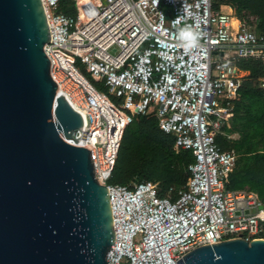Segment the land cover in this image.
<instances>
[{
  "label": "built area",
  "instance_id": "obj_1",
  "mask_svg": "<svg viewBox=\"0 0 264 264\" xmlns=\"http://www.w3.org/2000/svg\"><path fill=\"white\" fill-rule=\"evenodd\" d=\"M41 4L50 76L84 114L93 175L108 191L115 233L108 264H177L198 246L264 239V205L254 191L225 189L236 154L219 144L244 75L234 60L264 61V35L211 0H75L74 16L59 13L58 0ZM186 25L200 33L197 48L178 40ZM151 111L174 147L193 155L174 198L158 196L149 180L108 182L130 114Z\"/></svg>",
  "mask_w": 264,
  "mask_h": 264
},
{
  "label": "water",
  "instance_id": "obj_2",
  "mask_svg": "<svg viewBox=\"0 0 264 264\" xmlns=\"http://www.w3.org/2000/svg\"><path fill=\"white\" fill-rule=\"evenodd\" d=\"M41 0H0V264H108L106 186L93 175L86 118L49 73ZM177 264H264V239L198 246Z\"/></svg>",
  "mask_w": 264,
  "mask_h": 264
},
{
  "label": "trees",
  "instance_id": "obj_3",
  "mask_svg": "<svg viewBox=\"0 0 264 264\" xmlns=\"http://www.w3.org/2000/svg\"><path fill=\"white\" fill-rule=\"evenodd\" d=\"M214 9L221 5L232 8L234 16L250 24L255 32L264 35V0H211ZM57 11L74 16L75 0H58ZM234 64L245 72L232 99V116L221 131L220 146L233 149L236 160L223 179L227 190H249L257 193L264 205V61L236 59ZM97 89L106 92L101 82L90 79ZM236 133L237 138L227 139ZM193 162L190 150L174 147V136L159 129L155 111L130 114L125 125L108 182L129 184L149 180L158 196L174 198L189 175Z\"/></svg>",
  "mask_w": 264,
  "mask_h": 264
},
{
  "label": "clouds",
  "instance_id": "obj_4",
  "mask_svg": "<svg viewBox=\"0 0 264 264\" xmlns=\"http://www.w3.org/2000/svg\"><path fill=\"white\" fill-rule=\"evenodd\" d=\"M175 23H179V17L174 21V24ZM177 37L182 43L183 47L187 50L197 48L201 38L200 33L196 31L191 25L178 28Z\"/></svg>",
  "mask_w": 264,
  "mask_h": 264
},
{
  "label": "crops",
  "instance_id": "obj_5",
  "mask_svg": "<svg viewBox=\"0 0 264 264\" xmlns=\"http://www.w3.org/2000/svg\"><path fill=\"white\" fill-rule=\"evenodd\" d=\"M220 9H222L225 12H227V11H229V9H232V8L230 6H228V5H221L220 6ZM242 74H245V72H243ZM234 134H235V137L234 138H237L238 135L236 133L228 134V135H234ZM231 139H233V138H231Z\"/></svg>",
  "mask_w": 264,
  "mask_h": 264
}]
</instances>
